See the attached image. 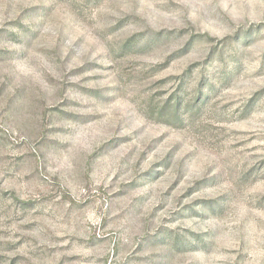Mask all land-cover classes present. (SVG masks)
Instances as JSON below:
<instances>
[{"label":"rangeland","instance_id":"obj_1","mask_svg":"<svg viewBox=\"0 0 264 264\" xmlns=\"http://www.w3.org/2000/svg\"><path fill=\"white\" fill-rule=\"evenodd\" d=\"M0 264H264V0H0Z\"/></svg>","mask_w":264,"mask_h":264}]
</instances>
